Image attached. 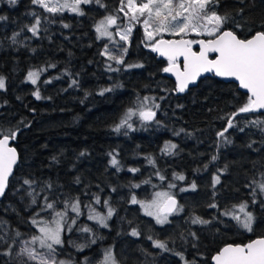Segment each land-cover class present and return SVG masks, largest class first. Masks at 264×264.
Instances as JSON below:
<instances>
[{
  "label": "trees",
  "instance_id": "obj_1",
  "mask_svg": "<svg viewBox=\"0 0 264 264\" xmlns=\"http://www.w3.org/2000/svg\"><path fill=\"white\" fill-rule=\"evenodd\" d=\"M119 3L102 0L104 7L93 3L85 6V15L77 16L68 12L53 15L32 0H17L14 5L0 0V16L6 17L0 20V76L6 85L0 90V128L18 129L12 146L20 156L0 203V264H32L18 255V247L38 235L31 223L37 212V219L53 218L54 212L41 211L45 197L56 210H63L65 200H80L82 214L77 218L69 210L76 225L64 233L65 244L58 249V259L72 264H102L107 249L113 250L119 264H184L176 253L195 264H212V257L223 247L246 245L264 237V194L253 184L264 181V131L248 123L264 120V113L237 116V126L226 133L231 143H223L218 132L226 126L227 117L247 101L248 94L237 84L214 76L199 80L186 92L176 91V83L162 71L168 62L146 46L141 25L133 31L125 64L143 67L125 69L108 61L101 54L107 42L97 38L95 25L113 14ZM216 11L229 15L225 28L242 39L251 38L264 25V0H221ZM33 12L41 19L38 37L28 31L36 19ZM237 23L240 27H235ZM14 35L16 43L12 42ZM110 63L121 71H109ZM53 64L54 68L49 67ZM40 69L45 70L37 84L29 83L28 73ZM73 79L77 85L71 84ZM48 80L51 83H45ZM104 88L113 91L99 95ZM37 89L41 99L34 95ZM148 95L159 105L155 120L144 125L132 123L135 130L114 132L126 111ZM167 143L177 145L175 154L163 152ZM110 153L116 155L118 168L111 165ZM146 157H152L155 166ZM129 168L140 171L133 174ZM157 172L166 180L161 182ZM174 174L186 179L174 180ZM216 175H220L221 183L213 188ZM24 179L35 182L32 188L23 183ZM192 182L197 185L195 191H180L190 188ZM169 183L176 187L169 189ZM135 184L140 187H131ZM254 188L256 204H252ZM162 190L171 191L183 206V211L170 216L171 223L165 225L157 224L139 204L131 203L133 195L138 200H150ZM33 196L35 205L31 203ZM95 196L100 197V204L95 203ZM105 200L115 209L107 221L108 228L89 220L86 207L91 205L106 215ZM213 202L218 208L209 207ZM243 202L255 216L251 232L221 215ZM194 216L211 222L192 224ZM81 226L93 229L96 243H89V234L78 230ZM133 228L141 233L139 237L130 235ZM149 236L167 241L173 251L161 252ZM69 241L85 247L78 250Z\"/></svg>",
  "mask_w": 264,
  "mask_h": 264
},
{
  "label": "snow or ice",
  "instance_id": "obj_2",
  "mask_svg": "<svg viewBox=\"0 0 264 264\" xmlns=\"http://www.w3.org/2000/svg\"><path fill=\"white\" fill-rule=\"evenodd\" d=\"M221 0H120L119 7L113 14L106 15L95 25V31L98 34V39L106 38L116 47L110 50L105 45L103 52L108 61H112L116 65H122L125 69L140 68L142 64H125V56L130 46V37L136 25H141L144 31V36L151 51L158 53L161 57H165L168 64L162 69L165 73H171L176 78V91L183 93L188 90L189 85L196 84L198 78L205 73H212L215 76L223 78H233L239 82V86L247 90V101L242 104L235 112L227 117L226 126L218 132V137L223 143H231V140L226 136L229 129L237 126L236 117L241 114L256 113L264 111V25L262 30L255 32L251 38H240L235 31L225 28V25L230 22L229 15L218 14L216 11ZM9 4H16L17 0H8ZM32 3L43 8L46 12L53 15L61 14L64 11H71L77 15L83 16L85 12L82 5L99 4L104 7L102 0H32ZM123 14L122 16L120 14ZM243 10H240L242 15ZM36 17L28 31L33 36L38 37L41 30V19L37 13H31ZM6 17L0 16V20ZM64 28H68V24H63ZM235 27H240L237 23ZM112 29H115L113 31ZM168 34L179 39H164V35ZM194 34L197 37L205 36L208 39H187L186 37ZM18 35V33L16 34ZM16 35L12 37V42L16 43ZM119 37V40L116 37ZM123 42V43H121ZM193 45H199V50L194 51ZM214 53V58H209V54ZM183 64L181 66L180 60ZM55 67V65H49ZM45 69L30 71L27 75L28 81L36 85L41 73ZM108 70L112 72L121 71L118 67H113L110 63ZM45 83H51L50 80ZM72 85H77V80L71 81ZM5 78L0 76V90H5ZM119 87V85H117ZM113 88H104L99 91V95L103 96L106 92H112ZM36 99H41L39 90L34 92ZM145 97L144 100H148ZM159 108V105H155ZM133 116L149 123L155 120L156 112L152 108L144 106L138 110L129 108L123 118L115 125L113 131L120 133L122 128L135 130L130 123ZM159 123V121H156ZM250 126L259 127L264 131V120L253 119L249 122ZM27 126V125H26ZM243 131V128L239 129ZM185 131L184 129L180 130ZM18 129L4 130L0 128V198L5 197L6 191L9 188V178L13 175L14 167L16 166L19 155L15 147L10 146L11 141L17 137ZM126 134V133H125ZM179 135V132L175 133ZM250 146V145H249ZM176 144L167 143L164 146L163 152L168 155L175 154ZM85 153H80L83 156ZM111 155V165L118 168L119 161L116 155ZM55 159V157L53 158ZM148 162L155 166V160L152 157H146ZM216 156L212 157L215 161ZM207 167V165H205ZM129 172L135 174L140 171L138 168H129ZM161 182L166 180V177L156 173ZM174 180L184 181L186 178L181 174H174ZM79 182V178H77ZM23 183L32 188L35 183L32 180L24 179ZM150 183V181H144ZM221 183L220 175L213 178V188ZM256 188L260 193L264 194V181L256 183ZM248 186V185H246ZM47 187L50 189L52 185L49 183ZM133 188L140 187L139 184L131 185ZM175 183H169L168 188H175ZM197 185L195 182L190 184V188H181L180 191H195ZM115 191V189H112ZM30 196L32 192L28 193ZM215 196V192L213 193ZM252 204H256V190L252 192ZM45 203L41 207V211L54 212L51 220L37 219L32 217L31 223L38 228L39 235H33L31 240L26 241L24 247L18 255L26 258V261L32 264H72L71 261L58 259V249L63 248L65 244L64 233L71 232L73 226L76 225V218L69 217V210L76 214L78 218L81 213V204L78 197L72 200L63 202V210H56L52 202H48L45 197ZM95 203L100 204V197L95 196ZM31 203H37L36 197L33 196ZM132 204H139L144 210V214L153 217L157 224L165 225L171 223L169 217L179 214L183 211V206L178 204L175 195L169 191H157L154 197L150 200H138L135 195L131 197ZM107 207L106 215L97 212L91 205H86L89 209L88 219L96 221L101 227L108 228L107 221L114 215L115 209L112 208L108 201H104ZM264 206V202H262ZM211 208H218L217 203L213 202L209 205ZM238 207L237 214L235 209ZM249 205L243 202L238 206L234 205L232 209H226L221 213L223 216H228L235 220L241 227L251 232L255 222V216L252 211L248 210ZM242 214V215H241ZM211 221L202 219L199 216L191 218L192 224L207 225ZM82 233H87L91 237L89 243H96L97 237L93 229L87 226H81L78 229ZM132 237H139L141 233L133 228L130 232ZM193 238H196L195 233H190ZM16 236H20L17 232ZM153 246L160 249L161 252H172L167 241L153 239ZM3 238L0 237V240ZM78 250H83L85 245H75ZM44 250V251H41ZM11 255V252L4 253ZM180 255L184 264H195L185 259L182 253ZM213 264H264V238L256 239L246 245H227L212 257ZM25 264V262H21ZM87 264V261H85ZM102 264H119L112 249L105 251Z\"/></svg>",
  "mask_w": 264,
  "mask_h": 264
},
{
  "label": "rangeland",
  "instance_id": "obj_3",
  "mask_svg": "<svg viewBox=\"0 0 264 264\" xmlns=\"http://www.w3.org/2000/svg\"><path fill=\"white\" fill-rule=\"evenodd\" d=\"M138 2H139V0H138ZM90 5V4H89ZM85 6H88V5H82V9H83V11H84V8H85ZM64 12H68V13H71V14H74V15H77V14H75V13H73V12H71V11H64ZM121 16L123 15L122 13L120 14ZM77 16H80V15H77ZM102 19H104V17L102 18ZM101 19V20H102ZM136 26H138V25H136ZM136 26L134 27V29L136 28ZM113 31H115V29H112ZM134 31V30H133ZM132 34H133V32H132ZM132 34H131V36H132ZM165 35H167V36H170V35H168V34H165ZM192 35H194V34H192ZM200 37H205V36H200ZM200 37H198V38H194V39H199ZM169 38H173V37H169ZM186 38H188V36L186 37ZM206 38H208V37H206ZM102 40H104V41H106L107 42V45H109V46H111V47H116L114 44H112V43H110L106 38H101ZM116 39L117 40H119V37L117 36L116 37ZM189 39H191V38H189ZM201 39V38H200ZM130 40H131V37H130ZM121 43H123V42H121ZM196 45H193V47H195ZM29 83H31L30 81H28ZM32 84V83H31ZM145 97H148L149 99L148 100H144V98ZM143 99H141L139 102H138V104H137V106L133 109L134 111L135 110H138L139 109V107H141V106H144V107H147V108H152V110L153 111H155V105H156V99H155V97L154 96H152V95H148V96H145ZM130 123H135V124H137V125H144L145 124V122H143V121H141L139 118H138V116H133L132 118H131V121H130ZM162 191H169V190H162ZM169 192H171V191H169ZM172 193V192H171ZM173 194V193H172ZM142 209V208H141ZM248 210H249V208H248ZM142 211H143V213H144V210L142 209ZM235 211L237 212V214H240L239 212H238V207L235 209ZM250 211V210H249ZM175 215H177V214H175ZM242 215V214H241ZM147 216V215H146ZM148 217H150V216H148ZM150 218H152V219H154L153 217H150ZM170 218V217H169ZM155 220V219H154ZM243 228V227H242ZM244 229V228H243ZM37 230H38V228H37ZM246 230V229H245ZM247 231V230H246ZM249 232V231H248ZM38 235H39V232H38ZM24 245H25V243H23V244H21L19 247H18V253L20 252V250L24 247ZM41 251H44V250H41ZM20 256V255H19ZM22 259H24V260H26V258L25 257H23V256H20Z\"/></svg>",
  "mask_w": 264,
  "mask_h": 264
},
{
  "label": "water",
  "instance_id": "obj_4",
  "mask_svg": "<svg viewBox=\"0 0 264 264\" xmlns=\"http://www.w3.org/2000/svg\"><path fill=\"white\" fill-rule=\"evenodd\" d=\"M164 39H179V37L164 38ZM187 39H189V38H187ZM202 39H203V38H202ZM193 50H194V51H198V50H199V45H196L195 47H193ZM156 54H157V56H158L160 59L167 61L165 57H161L158 53H156ZM214 57H215V54H214V53H210V54H209V58H210V59H211V58H214ZM180 63H181V66H182V64H183L182 58H181V60H180ZM167 74H168V76H169V77H170V78L176 83V78H175V76L172 75L171 73H167ZM210 76H214V77H216V78H219V79H221L222 81L227 82V83H229V82L235 83V84H237V85L239 86V82L236 81V80L233 79V78H223V77L215 76V75L212 74V73H205V74L201 75V76L198 78L196 84H194V85H189L188 90L191 89V88H193V87H195V86L198 84L199 80H201V79H203V78H206V77H210ZM239 89H240L242 92L247 93V90L241 88L240 86H239ZM188 90H187V91H188ZM185 92H186V91H185ZM247 94H248V93H247ZM248 95H249V94H248ZM256 113H257V114H263L264 111H262V112H256ZM10 146H12V141H11V143H10ZM17 153H18V152H17ZM18 155H19V153H18ZM19 162H20V156H19V159H18V162H17L16 166L14 167L13 175H14L15 169H16V167L18 166ZM13 175L9 178V182H10L11 178L13 177ZM6 192H7V191H6ZM5 195H6V194H5ZM3 198H4V197H3ZM3 198H0V203H1V201L3 200ZM175 198L177 199L178 204H179V199H178L177 197H175ZM259 238H264V237H259ZM259 238H256V239H259ZM256 239H254V240H256ZM254 240H252V241H254ZM252 241H251V242H252ZM249 243H250V242H249ZM247 244H248V243H247ZM231 245H233V244H231ZM233 246H235V245H233ZM212 264H213V260H212Z\"/></svg>",
  "mask_w": 264,
  "mask_h": 264
},
{
  "label": "flooded vegetation",
  "instance_id": "obj_5",
  "mask_svg": "<svg viewBox=\"0 0 264 264\" xmlns=\"http://www.w3.org/2000/svg\"><path fill=\"white\" fill-rule=\"evenodd\" d=\"M108 250V249H107ZM106 251V250H105ZM105 251L103 252V257H102V260L104 259V254H105Z\"/></svg>",
  "mask_w": 264,
  "mask_h": 264
}]
</instances>
